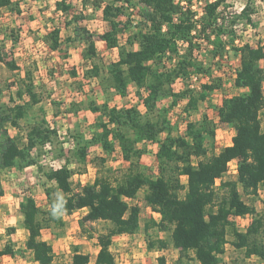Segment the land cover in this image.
Wrapping results in <instances>:
<instances>
[{
    "label": "trees",
    "instance_id": "obj_1",
    "mask_svg": "<svg viewBox=\"0 0 264 264\" xmlns=\"http://www.w3.org/2000/svg\"><path fill=\"white\" fill-rule=\"evenodd\" d=\"M84 9L91 6L103 14L109 28L102 33L92 32L82 25L91 18V13L76 12L72 0H56V9L65 17V27L73 33L67 35V48L83 45V59L87 61L84 78L92 80L107 95L103 103L93 97L71 101L68 112L77 114L90 110L99 119L90 131V136L76 132L72 136L61 135L42 105L43 92L38 89L37 66L26 67L17 78L15 92L19 100L13 104L0 103V209L5 188L2 172L6 169L24 171L36 165L48 182L46 187L48 206L42 208L33 195L20 202L23 225L28 231L25 247L32 252L39 264H52L56 258L53 245L43 237V230L51 224L64 226L63 215L86 209L81 227L89 237L93 234L85 222H104L106 232L97 236L99 249L94 264H117L112 250L115 235L135 234L141 229L140 204L130 202L139 191L146 189V204L161 215L160 220L151 218L145 225L147 248L163 251L171 247L180 251L175 264H186L195 259L200 264H221L229 232L232 245L244 252L246 258L258 256L264 261V212L256 209L254 200L264 190V128L261 112L264 109V44L237 42L236 25L247 19L254 8V0H248L240 12H233L227 0H204L200 10L194 8L199 0H81ZM21 12L20 2L0 0V12ZM73 35V36H72ZM4 36V37H3ZM5 38L13 49L19 42V34L13 28H0V60L6 61L3 52ZM122 38L124 41H122ZM104 40L110 49H118V59L102 58L97 40ZM53 51L62 47V27L53 25L43 38ZM183 42L184 44H181ZM207 50L218 62L230 51L240 58L234 84L242 89L239 94L225 97L219 107V120L235 128L232 143L219 152L209 154L207 136L214 140L216 124L204 116L202 120H189L184 133L174 134V126L168 120L169 109L182 99H187L184 111L190 115L201 102L208 101L210 94L222 87L221 80L202 83L196 91L189 85L176 91L178 79L189 81L193 72L210 73L201 60ZM65 55H67L65 53ZM177 56L169 69L159 63L166 56ZM68 57V56H65ZM10 70L20 69L13 58L7 62ZM73 76H78L75 69ZM131 84L136 85V94L144 104L142 112L137 104L131 106L111 105L110 95L128 96ZM0 80V98L5 91ZM143 90H146V94ZM170 98L169 107H160L159 102ZM30 118H32L30 120ZM23 121L27 122L24 126ZM25 130L23 136L11 135L9 128ZM68 140H67V139ZM158 144L157 173L146 172L140 160L148 152L147 143ZM69 145V148L66 146ZM101 145L105 156L89 160L90 148ZM119 148L121 157L129 162L128 168L118 176L109 174L97 177L93 182L75 187L73 176L84 173L89 161L97 167L106 164ZM51 153V158L63 160L59 167L46 168L42 158ZM238 159L236 179H225L230 161ZM76 166L72 167V163ZM82 170V171H80ZM187 177L184 184L182 177ZM221 182L216 186V181ZM55 191L60 195L55 196ZM250 197V202L244 198ZM251 215L252 220L242 230L234 217ZM151 227L167 234L154 237ZM16 227H9V235ZM1 239V231H0ZM193 254V257L191 256ZM16 254L12 241L0 248L1 255ZM91 255L74 247L71 261L62 264H90ZM154 264H171L165 254L157 257Z\"/></svg>",
    "mask_w": 264,
    "mask_h": 264
},
{
    "label": "rangeland",
    "instance_id": "obj_2",
    "mask_svg": "<svg viewBox=\"0 0 264 264\" xmlns=\"http://www.w3.org/2000/svg\"><path fill=\"white\" fill-rule=\"evenodd\" d=\"M14 1L20 2L21 12H10L7 9H3L0 12L1 30L7 29L9 31L13 28L19 34V42L15 49H13L11 41L5 38L6 47L3 56L6 61L0 60V80L6 88L0 98V103L2 105L13 104L10 96L13 97V100H19L15 94L18 85L17 78L26 67L32 68L36 65L35 75L37 85L38 89L43 92L42 105L47 111L50 122L59 128L63 138L65 136H72L76 132H83L87 136H90V131L99 119V115L90 110H81L77 114L67 111L71 101H81L93 97L99 103H103L107 98V95L102 91L97 81L92 80V83L89 84V81L84 78V68L87 65V61L82 56V44L77 43L75 47L67 48L66 37L73 32L65 27V17L61 11H57L56 0ZM227 2L231 5L230 10L233 12H240L238 10L245 4V0H227ZM203 4L196 5V8L201 11ZM253 6L255 9L251 11L249 17L241 20L237 26V34L241 36L239 42H251L253 45H257L258 43L264 44V0H256ZM72 7L76 12L84 11V13L92 14L90 19L81 22L90 31L102 33L109 28L108 23L102 19L101 11L94 10L91 6L85 10L81 0H72ZM55 24L61 26L63 30V43L59 51L51 50L43 41L45 34ZM122 41H124L123 38ZM98 48L104 60L111 61L118 59L117 50L108 49L106 43L100 39H98ZM13 58L20 67L16 71L10 70L7 65V62ZM201 60L210 71V73L203 76L202 82H211L213 79L221 80L222 87L214 90L210 94L208 101L201 102L199 108L190 115L183 109L187 99H182L176 106L169 109L167 116L171 125L174 126V134L184 133L189 120L199 121L204 116H207L213 124H216V128H221L218 130V133L216 132L219 136L218 140L216 139V135L214 140L207 136L206 144L209 147V154H212L230 145L232 137L235 134V130L220 123L217 109L220 103H223L225 97H230L241 92V89L234 84V74L240 66V58L233 51H230L224 60L218 62L210 57L207 50H203ZM261 66L264 67V60H262ZM160 67L165 68L164 65ZM72 69L78 72V76L72 75ZM189 83V81L185 83L184 80L180 79L174 87L179 91L188 86ZM136 90V85L131 84L128 96L124 97L119 94L110 95L111 105L131 106L137 104L142 112H145L146 108L137 97ZM170 103L171 99L166 98L159 102V106L169 107ZM261 117L264 128V109L261 112ZM23 124L26 126L27 122L23 121ZM9 131L14 136H23L25 134V130L23 131L15 127H10ZM69 145L68 143L66 146L69 148ZM147 148L148 152L140 160V167L146 172L157 173L158 159L154 151L157 147L149 142L147 143ZM102 152L101 146H92L90 148L89 160L94 156L103 155ZM119 155L118 153L111 155L108 162L102 167H97L92 161H89L84 173L74 174V186L79 187L81 184L93 182L97 177L109 174V170L112 176H118L120 171L125 170L129 166V162L122 158L120 153ZM63 162V160L53 161L50 152L42 158V164L46 168L59 167ZM71 165L72 167L76 166L74 162ZM236 178L237 176L234 177L232 174H227L226 177V179ZM2 180L5 194L2 197L0 209V248L7 241H12L16 256L2 257L0 258V264H39L33 260L32 252L25 247L28 231L23 225L24 217L20 210V202L30 194L36 198L42 208H46L48 206V198L45 188L48 186L54 187V183L48 182L36 165H31L24 171L6 169L2 172ZM182 181L186 184L187 177L183 176ZM218 182L220 183V180ZM54 194L55 196H59L60 192L55 191ZM145 194L146 189L143 188L139 191L137 197L130 201L138 203L142 207L141 229L131 236H114L112 247L117 263L154 264L157 261V257L163 253L167 256L169 263L175 264L180 254L178 249L171 247L163 250L164 252H156L155 250L150 251L147 248L145 224L151 218H155V215H152L149 206L146 204ZM244 198L249 202L251 200L247 195H244ZM254 204L259 212H264L263 189H261L259 196L254 200ZM85 214L86 209L78 210L72 215L64 214V226L51 224L49 227L44 228L43 237L53 245L56 254V258L52 264H62L71 261L75 246H79L82 252L89 253L91 255L90 264H94L99 249L97 236L101 232H106L107 224L101 221L85 222V227L93 234V237H89L80 223ZM156 218L157 220L159 219V217ZM233 219L236 225L244 230L250 224L252 216L249 220L237 217ZM12 226L16 227L17 231L9 235L7 230ZM150 233L154 237L167 236L164 232H159L156 227H151ZM228 237L229 243L226 246V252L223 254V262L221 264H264V261L258 256L246 258L242 250L232 245L231 240L233 239V235L231 232H229ZM191 256L193 257L192 253ZM186 260V264H200L195 259Z\"/></svg>",
    "mask_w": 264,
    "mask_h": 264
},
{
    "label": "built area",
    "instance_id": "obj_3",
    "mask_svg": "<svg viewBox=\"0 0 264 264\" xmlns=\"http://www.w3.org/2000/svg\"><path fill=\"white\" fill-rule=\"evenodd\" d=\"M247 1L248 0H245V4H243L241 7H240V9L238 10V11H241L243 8H244V6L246 5V3H247ZM256 0H254V2H255ZM202 3H204L203 2V0H199V1H195V4H194V8H196V5H198V4H202ZM203 6H204V4H203ZM203 8V7H202ZM197 9V8H196ZM201 13H203V10H201L200 11ZM238 26V24L236 25V27ZM237 42H239V40H237ZM181 44H184L183 42H180ZM173 56V58L171 59V61H170V59H168V57H164L163 58V61L161 62V63H159V65L160 66H162V65H164V67L165 68H163V69H169L170 67H172L173 66V64L175 63V61H177V56L176 55H172ZM204 75H206V74H200V73H197V72H193L192 73V75H191V78L189 79V86L191 87V88H194L196 91H198V90H200L201 88H202V83H205V82H202V79H204L203 78V76ZM234 76H236V71H235V74H234ZM206 77V76H205ZM179 80L180 79H178L177 80V82H179ZM182 80V79H181ZM176 82V83H177ZM175 83V84H176ZM175 84H174V86H175ZM145 93H146V90H143ZM177 91V90H176ZM186 100V99H185ZM143 104V103H142ZM144 105V104H143ZM219 114V113H218ZM219 117V116H218ZM220 121V120H219ZM222 125L224 124V125H226L227 127H229V128H231L232 130H235V128L234 127H232L230 124H228V123H222V122H220ZM222 125H221V127H222ZM221 128L220 127H218V128H216V132L218 133V130H220ZM216 139L218 140L219 139V136H218V134H216ZM220 151V150H219ZM236 161V162H235ZM233 162H235V164H233ZM238 162H239V160L237 159V160H232V161H230L229 162V164H228V170H227V173H226V175H225V179H226V177H227V174H232L234 177H236L237 176V174H238ZM220 180V182H221V178H218L217 179V181H216V186H218L220 183L218 182ZM260 192H261V190H260ZM260 192H259V194H260ZM152 210V209H151ZM158 214H160L159 212H157ZM251 217V215H246L245 217H242V216H237V218H243V219H248L249 220V218ZM118 264V263H117Z\"/></svg>",
    "mask_w": 264,
    "mask_h": 264
},
{
    "label": "crops",
    "instance_id": "obj_4",
    "mask_svg": "<svg viewBox=\"0 0 264 264\" xmlns=\"http://www.w3.org/2000/svg\"><path fill=\"white\" fill-rule=\"evenodd\" d=\"M102 13V12H101ZM102 19H103V14H102ZM104 20V19H103ZM105 21V20H104ZM62 33H63V30H62ZM63 41V40H62ZM101 41H103V42H105L104 40H101ZM63 43V42H62ZM97 45H98V40H97ZM82 47H83V45H81ZM106 46H107V44H106ZM71 47H75V45L74 46H71ZM71 47H69V48H71ZM108 48V47H107ZM108 49H110V48H108ZM110 50H117V52H118V49L117 48H113V49H110ZM82 51H83V49H82ZM83 56V55H82ZM264 60V59H263ZM261 62H262V60H261ZM240 89V88H239ZM242 90V89H241ZM146 94V93H145ZM118 96V95H117ZM222 105V102L220 103V105H219V107ZM126 106H128V105H126ZM219 107H218V109H217V113H219ZM218 116H219V114H218ZM149 143V142H148ZM154 146H156L157 148H155V155H156V153H157V150H158V144L157 143H154V142H151ZM95 146H101V145H95ZM101 149L103 150V148H102V146H101ZM116 153H118V156H120L119 155V153H120V150H119V148L117 147L116 148V151L113 153V155L114 154H116ZM102 154L105 156L106 154H105V151L103 150V152H102ZM109 160V159H108ZM235 160H237V159H235ZM108 162V161H107ZM106 162V163H107ZM128 162V161H127ZM130 201H131V199H130ZM150 208V207H149ZM150 210H151V208H150ZM151 212H152V215H155L154 217H155V219L157 220V218L156 217H159V219L158 220H160V218H161V215L160 214H158L156 211H153V210H151ZM72 215V214H71ZM157 220V221H158ZM146 225V224H145ZM141 227H142V224H141ZM17 231V230H16ZM13 234V233H12ZM11 234V235H12ZM126 235H128V236H131V235H133V234H121V235H115V236H126ZM114 241V240H113ZM113 245V244H112ZM177 249V248H176ZM112 250H113V247H112ZM179 250V249H178ZM156 252H159V250H155ZM162 252H164V251H162ZM163 254V253H162ZM15 257L16 256V254H14V255H10V254H6V255H1L0 256V258H2V257ZM167 257V256H166ZM168 259V258H167ZM36 262V261H35Z\"/></svg>",
    "mask_w": 264,
    "mask_h": 264
}]
</instances>
